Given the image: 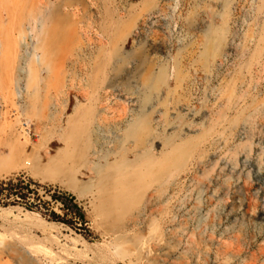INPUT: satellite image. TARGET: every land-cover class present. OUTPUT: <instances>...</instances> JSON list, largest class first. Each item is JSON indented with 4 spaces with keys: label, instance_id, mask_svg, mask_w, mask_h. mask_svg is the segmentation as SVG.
<instances>
[{
    "label": "rangeland",
    "instance_id": "374dc122",
    "mask_svg": "<svg viewBox=\"0 0 264 264\" xmlns=\"http://www.w3.org/2000/svg\"><path fill=\"white\" fill-rule=\"evenodd\" d=\"M21 24L47 65L28 92L0 36V264H264V0H0ZM78 34L88 79L53 80Z\"/></svg>",
    "mask_w": 264,
    "mask_h": 264
},
{
    "label": "bare ground",
    "instance_id": "6f19581e",
    "mask_svg": "<svg viewBox=\"0 0 264 264\" xmlns=\"http://www.w3.org/2000/svg\"><path fill=\"white\" fill-rule=\"evenodd\" d=\"M43 21L44 18L41 16L35 18V22L39 24H41ZM8 22L9 20H7L5 24L7 25ZM0 36L4 38L5 46L2 53V59L5 66L8 68V73L12 75L15 74L18 77H26L29 84L27 90L28 92H30L31 86L34 84L36 78H38V75L40 74H38L40 67L47 65L45 60V50L48 49V47H46L47 45H44L42 43L37 34H35V38H33V36L31 35L30 28L24 26L23 24L20 25V30L17 34H15L14 31L11 30L8 26H0ZM81 44H83V40L78 34V37L74 36L67 39V45L65 47V50L60 53H52L51 57L53 59L48 65H51L54 71L55 76H53V80H65V71L63 68L65 65L71 67H80L82 72L81 81L88 79L87 76L89 67L91 66V61H88L90 59L87 55L81 54ZM85 48L86 47H82L83 50H85ZM42 51H44V53ZM24 53L28 56L29 61L33 64L31 65L30 70L25 69V67L22 68V65L21 67L17 65ZM115 61H117V59H114L112 66L116 65ZM152 61L153 62H151L150 66H161L156 61H154V59ZM162 67L168 68V76L175 75L176 63H174L173 67H171L170 65ZM153 70L156 72L155 68H153ZM151 75V73H144L136 79V83H138L137 88L133 90L129 95L134 102L143 103L144 98L146 96V92L150 87V82L152 80ZM113 86L114 85L110 87ZM82 87L84 88V85ZM113 89L115 90V87H113ZM80 95L84 98L87 96L86 93L82 92ZM103 98L108 99L109 93L104 94ZM108 109L110 110L111 107H108ZM172 109L175 110L176 108ZM169 110L170 108H166V111L157 109L152 111L153 113L151 112L152 114H159L157 119H151L153 130H157L159 126L164 127L165 129V126L168 125V121L165 119L164 114L169 113ZM106 113L110 112L106 111ZM101 118L103 122L107 125L112 123V121H116L117 125L121 126V124H123L127 120V117L124 113H121L119 115V120H116V116L111 118L107 117L106 115H102Z\"/></svg>",
    "mask_w": 264,
    "mask_h": 264
},
{
    "label": "trees",
    "instance_id": "16d2710c",
    "mask_svg": "<svg viewBox=\"0 0 264 264\" xmlns=\"http://www.w3.org/2000/svg\"><path fill=\"white\" fill-rule=\"evenodd\" d=\"M9 195H13V192H10ZM77 208V211H78V215L79 217L81 218L82 221L86 222V217H85V214L80 210L79 206H75ZM63 209H65V205L63 206Z\"/></svg>",
    "mask_w": 264,
    "mask_h": 264
},
{
    "label": "crops",
    "instance_id": "0c3cea01",
    "mask_svg": "<svg viewBox=\"0 0 264 264\" xmlns=\"http://www.w3.org/2000/svg\"><path fill=\"white\" fill-rule=\"evenodd\" d=\"M130 34L135 35V32H131ZM156 60V57H153ZM158 63V62H157ZM159 64V63H158Z\"/></svg>",
    "mask_w": 264,
    "mask_h": 264
}]
</instances>
